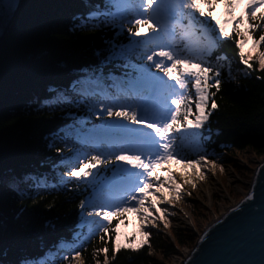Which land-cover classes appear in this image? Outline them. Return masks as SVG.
Masks as SVG:
<instances>
[{
  "label": "trees",
  "instance_id": "16d2710c",
  "mask_svg": "<svg viewBox=\"0 0 264 264\" xmlns=\"http://www.w3.org/2000/svg\"><path fill=\"white\" fill-rule=\"evenodd\" d=\"M93 12L100 13L99 19L91 18ZM112 12L107 0H22L0 46V264H75L77 251L84 264H103L104 254L96 255V250L105 246L110 264H157L154 257L169 261L177 249L196 243L193 236L175 233L173 244L146 230L151 234L148 245L122 249L113 259L116 237L102 241L99 231L86 235V227H78L87 211H93L81 208V201L95 196L99 181L66 173L79 166L78 160L117 151L116 141L104 142L95 134L101 123L113 120L105 109L148 104L153 110V101L139 87L140 66L151 64L143 58L144 49L133 43L143 38L132 36V25L113 18ZM215 12L227 17L223 0ZM239 38L233 34L219 41L211 55L191 54L221 73L219 89H209L210 115L201 129L205 152L200 155L206 154L208 161L240 155L264 159V69L256 60L250 61L252 68L242 62ZM176 39L187 44L179 35ZM196 39L198 46L202 41ZM75 129L87 138L67 134ZM186 144L184 151L198 157ZM113 167L98 165L93 173L103 179ZM100 199L92 204H104Z\"/></svg>",
  "mask_w": 264,
  "mask_h": 264
},
{
  "label": "snow or ice",
  "instance_id": "6c2138e0",
  "mask_svg": "<svg viewBox=\"0 0 264 264\" xmlns=\"http://www.w3.org/2000/svg\"><path fill=\"white\" fill-rule=\"evenodd\" d=\"M220 2L221 0H107L108 4L116 8L115 12L110 13L112 17L127 20L132 25L128 32L134 37L143 38L133 43L144 49L143 58L151 64L140 66L143 80L139 87L147 94L146 100L159 101L152 111L141 104L117 105L119 110L116 111L111 106L107 107L105 111L108 117L113 118V122L105 126L104 135L119 144L117 151L78 160L79 166L66 173L69 177H92L99 181L101 192L125 193L120 196L118 203L90 205L93 211H87V217H100L103 224L98 220L82 217L78 227H87L92 234L99 231L102 233L99 237L102 241L106 237L112 240L119 235V218H124L130 212H135L140 217L141 240L124 245L114 243L113 259L122 249L139 250L149 244L151 234L145 229L149 224L155 227L157 219L165 220L164 214L167 212V209L158 205H171L174 199H180L182 184L177 176L183 180V184L193 183V175L204 179L201 168L208 164L215 167L214 161L206 160V154L193 158L185 152L183 141L185 134L196 135L194 130L202 129L208 120L210 113L206 108L210 99L209 89H219L221 80L218 77L221 73L211 64L205 66L204 61L194 60L190 46L180 44L176 37L179 35L180 41L185 40L198 27L208 41L207 53L211 55L220 38H231L235 34L240 37L237 46L242 62L252 68L250 61L255 57L260 68L264 69V50H261L264 48V12L257 14V9L264 6V0H248L245 14L239 16L234 15V10L242 0H223L227 16L225 19L215 12ZM99 16V12L91 13V18L99 19ZM129 16L134 19H129ZM201 17L204 19H200ZM143 28H147V31H142ZM177 29H180L179 33ZM256 32L261 33L258 39L254 36ZM246 55L247 59L244 58ZM153 68L162 75L153 72ZM211 107L217 108L215 100H212ZM56 150L62 151L59 148ZM172 161L183 164L184 169H193V172L182 170L177 174L170 168L164 169ZM98 165L115 167L109 169L111 176L102 179L99 174L93 173ZM161 169L167 171L168 175L161 176ZM80 207L85 208V201H81ZM114 217L117 218L115 225ZM100 253L104 254L103 264H110L109 248L105 246L97 249L96 255ZM80 255L79 251L75 252L73 259ZM96 264H100V261L97 260Z\"/></svg>",
  "mask_w": 264,
  "mask_h": 264
},
{
  "label": "rangeland",
  "instance_id": "374dc122",
  "mask_svg": "<svg viewBox=\"0 0 264 264\" xmlns=\"http://www.w3.org/2000/svg\"><path fill=\"white\" fill-rule=\"evenodd\" d=\"M248 0H242V3L237 6L234 10L238 16L245 12V5H247ZM114 7V6H113ZM115 11L116 8L114 7ZM260 10L264 11V6L260 7ZM222 19L224 15L218 14ZM227 18V17H226ZM230 30V29H229ZM198 35L195 36L192 33L186 38V43L191 48V54H198L201 51L207 53L208 41L202 36L200 29L197 27ZM196 38H199L202 42L195 44ZM226 38H220L219 41ZM250 43V42H249ZM217 47V46H216ZM216 47L213 48L211 54L216 50ZM202 49V50H201ZM247 59V55L245 56ZM252 60H256L253 57ZM154 69V68H153ZM152 69V71H153ZM155 73L162 75L158 70L154 69ZM142 73V71H140ZM154 72V71H153ZM169 83H172L169 81ZM153 107L155 108L158 104V100H152ZM147 108L150 109V105L147 104ZM152 111V110H149ZM100 113L104 112V109H100ZM111 120L109 123H101L100 126L96 129L95 134L103 139L104 142L110 141L114 143V140L106 135H104L107 124L112 123ZM125 123V121H122ZM145 131H148L145 129ZM197 134H185L184 142L187 144L185 148L191 151L194 154H201L205 152L204 143L201 136V129L194 130ZM67 134L77 138L81 135L84 138H87V135L83 134L78 129L75 131H69ZM261 159H258L255 156L251 155H240L237 157H221L216 156L215 167L213 168L211 164H208L206 167H203L207 172L202 171L204 179H200L199 182L188 183L187 187L189 189H182L180 193V199L173 200V204L169 205L167 203L160 204L158 207L162 209H167L165 215V220L157 219L155 221V227L151 224L145 229L148 231H155L163 236L168 237L174 244V234L180 233L186 236H193L198 241L199 237L202 235L204 230L218 217L225 213L226 209H229L233 205L239 203L249 191L250 183L254 177L255 171L261 162ZM170 168L173 173H180L183 168V164H179L176 161H172L170 164L164 166V169ZM164 169L159 170L161 176L168 175V172ZM223 169V170H222ZM216 172L218 175V180L220 184H217L216 181H213L209 177V173ZM119 191H113L112 193H105L98 190L95 193V196L85 203L86 208H90L93 201L102 200L104 204L114 203L117 198ZM125 193H122L124 195ZM209 194L211 197V202L209 201ZM119 202L117 198L115 203ZM189 217L190 223L183 224V219ZM84 218L90 220H98L100 223H104L100 217H87V213ZM181 221L182 225L178 226L177 222ZM141 221L140 217L135 212H130L125 214L124 220L120 221L117 232L119 233L116 236L114 243H120L121 245L127 243H138L141 240ZM89 229L86 227V235H88ZM84 234V235H85ZM196 245V243H195ZM194 245V246H195ZM193 246V248H194ZM193 248H179L177 249V254L173 256L169 261H165L161 256L154 257L157 264H181L180 261L184 260L188 253ZM75 264H84V260L77 258Z\"/></svg>",
  "mask_w": 264,
  "mask_h": 264
},
{
  "label": "water",
  "instance_id": "95a60500",
  "mask_svg": "<svg viewBox=\"0 0 264 264\" xmlns=\"http://www.w3.org/2000/svg\"><path fill=\"white\" fill-rule=\"evenodd\" d=\"M21 6L22 0H0V46ZM181 264H264V159L248 193L204 230Z\"/></svg>",
  "mask_w": 264,
  "mask_h": 264
},
{
  "label": "bare ground",
  "instance_id": "6f19581e",
  "mask_svg": "<svg viewBox=\"0 0 264 264\" xmlns=\"http://www.w3.org/2000/svg\"><path fill=\"white\" fill-rule=\"evenodd\" d=\"M182 170H183V171H187L188 173H192V172H193V169H191V168L184 169V166H183ZM200 171H201V172H202V171L207 172V170H206L205 168H201ZM208 175H209L210 179L212 178L211 180L216 181L217 184H220V183H221L220 180H218V175H217L216 172H215V173H214V172L209 173ZM177 179H178V181L182 184V189H189V188L187 187L188 184H183V180H182L179 176H177ZM191 179H192L193 183H197V182L200 181L199 176H196V175H193V176L191 177ZM208 197H209V201L211 202L210 194H209ZM172 204H173V201H172ZM225 212H227V209L225 210ZM182 221H183V224H188V223H190V219H189L188 216H186V218H184ZM177 225H178V226H181V225H182V222H181V221L177 222ZM182 261H183V260H182ZM182 261H180V263H181Z\"/></svg>",
  "mask_w": 264,
  "mask_h": 264
}]
</instances>
